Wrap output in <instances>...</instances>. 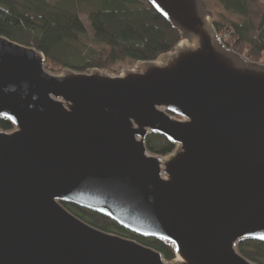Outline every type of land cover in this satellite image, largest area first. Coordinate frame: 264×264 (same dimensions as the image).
<instances>
[{"label":"water","instance_id":"95a60500","mask_svg":"<svg viewBox=\"0 0 264 264\" xmlns=\"http://www.w3.org/2000/svg\"><path fill=\"white\" fill-rule=\"evenodd\" d=\"M144 1L180 41L118 75L53 74L0 36V264H254L239 246L264 243V65L226 48L202 0Z\"/></svg>","mask_w":264,"mask_h":264},{"label":"trees","instance_id":"16d2710c","mask_svg":"<svg viewBox=\"0 0 264 264\" xmlns=\"http://www.w3.org/2000/svg\"><path fill=\"white\" fill-rule=\"evenodd\" d=\"M257 1L218 0L224 11L239 20L223 22L219 14L212 25L225 37L226 48L264 64V10L257 16V27L248 18L250 6ZM0 36L42 53L53 73L109 70L125 61L152 62L172 52L180 41L178 33L144 0H0ZM0 129L10 131L12 126L0 122ZM147 148L161 157L174 151L159 135L147 138ZM65 208L97 230L151 248L167 261L175 258L172 248L162 241L137 237L96 213ZM239 253L251 263L264 264V243L246 241Z\"/></svg>","mask_w":264,"mask_h":264},{"label":"rangeland","instance_id":"374dc122","mask_svg":"<svg viewBox=\"0 0 264 264\" xmlns=\"http://www.w3.org/2000/svg\"><path fill=\"white\" fill-rule=\"evenodd\" d=\"M202 1L204 2L206 9L212 14V16H213L212 21L215 20L216 17L218 18L219 14L223 15L222 16L223 22H227L229 20H232V21H238L239 20L238 17L230 16L229 13L224 11L221 8V6L219 5L218 0H202ZM249 9H250V12H249L248 18L253 22L254 26L257 27V25L259 23V19L257 16H260L262 13L261 11L264 10V1H261V0L257 1V3L251 5ZM254 16H256V17L254 18ZM82 20L85 22V24L88 27V24L86 23L85 18H82ZM241 20L244 21V19H241ZM253 34L255 35L254 32L252 33V35ZM134 64L135 63H132L130 61H125L123 63H119V64L115 65L114 67H111L109 70H106V71H109L113 74L118 75L122 68H131ZM45 65H46V62H45ZM46 67L48 70L47 65H46ZM103 70H105V69H103ZM62 71H60L59 73H61ZM49 72H51V71H49ZM51 73H53V72H51ZM59 73H53V74H59Z\"/></svg>","mask_w":264,"mask_h":264},{"label":"built area","instance_id":"2783aa9c","mask_svg":"<svg viewBox=\"0 0 264 264\" xmlns=\"http://www.w3.org/2000/svg\"><path fill=\"white\" fill-rule=\"evenodd\" d=\"M224 38H225V37L223 36L222 40H224Z\"/></svg>","mask_w":264,"mask_h":264},{"label":"snow or ice","instance_id":"6c2138e0","mask_svg":"<svg viewBox=\"0 0 264 264\" xmlns=\"http://www.w3.org/2000/svg\"><path fill=\"white\" fill-rule=\"evenodd\" d=\"M262 239H264V237H261Z\"/></svg>","mask_w":264,"mask_h":264}]
</instances>
